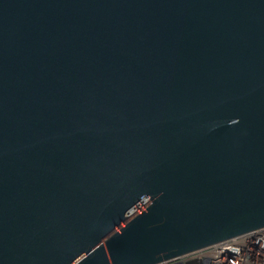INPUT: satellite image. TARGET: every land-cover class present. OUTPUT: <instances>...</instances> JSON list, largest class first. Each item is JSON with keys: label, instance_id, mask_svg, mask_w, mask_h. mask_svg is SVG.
I'll use <instances>...</instances> for the list:
<instances>
[{"label": "water", "instance_id": "1", "mask_svg": "<svg viewBox=\"0 0 264 264\" xmlns=\"http://www.w3.org/2000/svg\"><path fill=\"white\" fill-rule=\"evenodd\" d=\"M262 227L264 0H0V264Z\"/></svg>", "mask_w": 264, "mask_h": 264}, {"label": "built area", "instance_id": "2", "mask_svg": "<svg viewBox=\"0 0 264 264\" xmlns=\"http://www.w3.org/2000/svg\"><path fill=\"white\" fill-rule=\"evenodd\" d=\"M264 264V227L156 264Z\"/></svg>", "mask_w": 264, "mask_h": 264}]
</instances>
